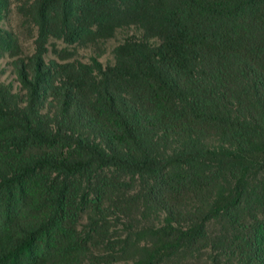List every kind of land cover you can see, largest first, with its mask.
I'll use <instances>...</instances> for the list:
<instances>
[{"label": "trees", "instance_id": "16d2710c", "mask_svg": "<svg viewBox=\"0 0 264 264\" xmlns=\"http://www.w3.org/2000/svg\"><path fill=\"white\" fill-rule=\"evenodd\" d=\"M0 264H264V0H0Z\"/></svg>", "mask_w": 264, "mask_h": 264}, {"label": "rangeland", "instance_id": "374dc122", "mask_svg": "<svg viewBox=\"0 0 264 264\" xmlns=\"http://www.w3.org/2000/svg\"><path fill=\"white\" fill-rule=\"evenodd\" d=\"M7 74V73H6ZM7 79H10L9 76L7 77Z\"/></svg>", "mask_w": 264, "mask_h": 264}]
</instances>
